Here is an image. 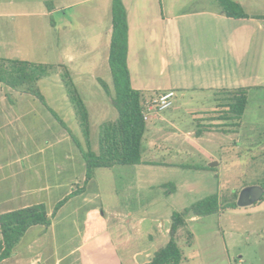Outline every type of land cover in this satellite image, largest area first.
Listing matches in <instances>:
<instances>
[{"label":"crops","instance_id":"1","mask_svg":"<svg viewBox=\"0 0 264 264\" xmlns=\"http://www.w3.org/2000/svg\"><path fill=\"white\" fill-rule=\"evenodd\" d=\"M121 1L126 11L128 27L126 60L130 85L142 94L143 100L166 91H172L175 95L178 93L180 97L189 95L192 99L209 94L223 96L232 90L244 88L248 106L253 95L264 93V0H233L241 5L246 17L227 16L219 8L218 0ZM108 5L111 8V1L104 7ZM68 6L59 4L38 13L48 17L56 12L61 13V10ZM97 12L98 8L93 10L90 8L83 18L80 17L82 25L75 26L73 30L68 25L70 20L67 21L63 17L59 18L57 25L63 48V59L61 58L63 63L59 62L58 65L64 66L65 70H67L65 65H75L77 76L95 83L94 86L99 85L100 77L97 73L92 74L90 69L92 72H98L100 65L91 60V55L97 48L90 40L100 38V35L108 37L107 55L101 67L106 63L105 69L107 67L110 73L107 57L111 23L92 24L94 19L95 22L97 20ZM74 18L79 19L77 16ZM84 22H90V25L86 26ZM50 24L55 28V23ZM78 56L86 59H82L83 62L80 64H74ZM86 69L89 72L81 73V70ZM67 71L71 74L73 72L71 67ZM9 97L13 99L14 104L9 103ZM98 97L102 108L97 105L96 107L100 108V112H105L109 103L111 104V98L108 95ZM67 99L72 109H75L68 97ZM111 107L113 108L112 104ZM72 109L69 108L66 113L68 118L71 117L75 122L76 129L81 135L79 120ZM193 111L190 113L193 122H196L197 130L191 128L186 132H174L180 134L179 138L184 139L191 150L195 147L205 150L203 147L205 144L226 146V138L213 143L209 140V136L214 133L225 137V133L235 135L238 138L233 139L234 144L244 145L253 142L247 136L255 129L257 120L247 121L249 124L247 127H251V130L245 133L247 127H244L242 120L237 126L232 127L233 130H229L225 127L232 126V123L212 120L214 119L212 111L204 112L207 115L205 118L197 109ZM30 112L29 119H25L27 115L25 113ZM35 113L47 126L49 144L53 145V148L50 146L52 148L50 155L47 159L44 158L45 160L41 158L33 160L35 156L33 154H40L42 149L40 147L31 149L26 145L34 136L32 129L35 126L32 117ZM154 115L158 121L163 120L159 114ZM52 117L33 96L19 93L0 83V213L37 203L45 204L50 213L57 201L76 187H81L85 176V162L67 132L66 125L64 124L66 129H63ZM201 117L209 124H204V120L197 121ZM201 126L204 128L200 129ZM159 132V127L146 125L141 143V147L144 143L147 148L145 156H142L141 149V160L144 163L161 164L152 159L157 155L158 144L155 136ZM21 133L24 144L12 143V137L16 134L21 136ZM257 143L259 149L264 150V139ZM93 150H96V146ZM31 151L33 153L30 156ZM164 165L172 166L167 163ZM51 175L61 176V180L55 178L50 184L46 180H49ZM28 183L31 186H28ZM95 184V178L90 179L85 191L71 198L58 210L49 227L44 228L40 225L30 227L14 248L12 256L0 264H122L117 255L112 257L100 253L99 250L105 247L113 249L105 230L91 232L87 239L89 235L87 226L95 220V215L99 211L101 216L105 217L108 214L101 210L98 188ZM59 189L61 191L57 195ZM51 196L57 198L56 202L51 201L55 200L51 199ZM58 220H62L60 231L63 232L59 235L55 233V224ZM63 245L67 248L62 251Z\"/></svg>","mask_w":264,"mask_h":264},{"label":"rangeland","instance_id":"2","mask_svg":"<svg viewBox=\"0 0 264 264\" xmlns=\"http://www.w3.org/2000/svg\"><path fill=\"white\" fill-rule=\"evenodd\" d=\"M0 1V16H2L0 17V57L54 66V70L49 71L37 82V88L45 105H42L38 99L37 101L47 109L49 114L56 115L55 117L53 114L52 118L59 126L66 129V125L69 135L80 142L83 148L85 140L80 122L81 135L76 129L75 122L71 120V117L68 118L66 113V110L72 109V106L68 103L67 89L60 81L64 69L58 64L61 58L63 59V48L59 40L60 33L57 25L59 18L63 17L67 21L70 20L68 25L72 30L77 25L80 27L82 25L80 20L90 8L92 10L98 8L97 20L95 22L94 19L92 24L100 25L103 22L110 24V7L109 5L104 6L111 0ZM59 4L69 6L62 9L61 13L56 12L48 17L38 13ZM219 8L223 10L221 5ZM75 16L79 19L76 20ZM50 22L55 23V28ZM84 23L86 26L90 25V22ZM103 31H105L104 28ZM90 42L97 48L91 55V60L100 65L98 72H92L91 69L90 71L92 74L97 73L100 79L108 85L110 96H112L111 76L107 67L105 69L106 63L104 67H101L107 55L108 37L100 35V38L91 39ZM82 59L86 58L76 57L74 64L82 63ZM65 67L67 70L71 67L73 70L72 74L67 71L73 84L71 90L73 96L82 102L88 114L89 139L93 149L96 146L99 125L116 118V110L114 109L113 115V108L109 103L105 112H100L102 104L97 98L107 95L103 88L100 85L94 86L95 83L89 80L80 79L77 76L75 65H65ZM87 70H81V73L89 72ZM221 97L209 94L191 99L189 95L180 97L176 93L172 106L157 113L160 118H163L162 121L155 118V113L149 115V118L151 115L154 116L146 122L147 127L155 125L160 128L159 134L155 136L158 144L157 155L152 159L161 165L144 163L139 166L95 170L93 178H95V187L98 188L100 197L98 201L101 203V210L108 214L104 217L99 211L95 215V220L87 226L89 234L87 239L91 232L106 231L105 234L111 240L113 249L111 247L102 248L99 250L101 254H108L112 257L117 255L122 264H137L134 259L136 254L151 246H154L157 251L166 244L169 239L170 216L173 212H183L211 194H218L224 202L230 201L233 193L240 191L244 186L255 184L263 186L264 150L259 149L257 142L264 139V93L252 96L244 111V116L241 117L245 128L249 125L247 121H258L255 129L251 130V127H247L245 130V133L251 130L247 136L253 141L250 144H234L233 139L238 138L235 135L225 133V137L214 133L209 136L212 143L226 138L224 140L227 145L205 144L203 145L205 150H199L197 147L191 150L184 139L179 138L180 134L174 133L175 131L186 132L191 128L196 131V122H193L190 112L197 109L199 113H203L205 118L207 115L204 112L214 110L217 99ZM8 99L10 104H14L11 97ZM25 114H27L25 119H29L31 112ZM35 116L32 117L33 126H35L32 129L34 136L31 141L26 142V145L31 149L39 147L42 149L40 154H33L35 155L33 160L37 158L45 160L50 155L53 145L49 144L50 135L46 134L47 126L39 116ZM76 117L77 120L80 119L79 115ZM56 118L64 123L61 121L62 124H60L61 122ZM203 120L204 124H209L202 117L197 119L200 122ZM232 127L226 126L225 128L233 130ZM201 128L204 127L201 126ZM22 134L13 136L12 143L24 144ZM141 149L142 156H145L147 148L144 143ZM32 153L31 151L30 156ZM165 163L172 166H164ZM210 164L213 165L209 166ZM199 167L207 168L200 169ZM55 178L58 181L61 180V176L51 175L46 181L51 184ZM34 183L36 184L35 181ZM28 186L31 185L28 183ZM60 191V189L57 191V195ZM263 197L261 201L246 207L226 208L219 211L220 213L205 216H186V226L178 229L175 236V241L183 255L179 264H264ZM51 199H55L51 201L56 202L57 198L51 196ZM61 221L58 220L55 224V233L58 235L63 233L60 231ZM188 234H190V243H187ZM68 239L71 240V237ZM66 248L67 246L63 245L61 250Z\"/></svg>","mask_w":264,"mask_h":264},{"label":"trees","instance_id":"3","mask_svg":"<svg viewBox=\"0 0 264 264\" xmlns=\"http://www.w3.org/2000/svg\"><path fill=\"white\" fill-rule=\"evenodd\" d=\"M218 2L227 16H247L243 12L241 5L233 0H218ZM110 17L111 33L107 63L111 76L113 95L110 96L109 88L105 82L98 79V83L111 98V104L116 110L117 117L114 121L104 122L99 127L96 150H93L89 139L88 114L82 102L73 96L71 90L73 84L67 70H65L64 66H61L64 69L61 81L67 89L68 98L75 108L76 115H79L82 135L85 140L84 147L82 148L81 144L70 135L85 162L84 180L81 187H76L57 201L50 213L43 203L0 213V262L12 256L14 248L30 227L36 225L43 226L44 228L49 227L58 210L71 198L85 191V186L94 177L96 169H111L113 167L144 164L141 160V143L146 129V122L143 120V98L142 94L130 85L126 60L128 27L126 11L121 0H111ZM51 70H54L53 65L35 64L19 59L0 58V83L19 93L29 94L38 99L42 105H45L42 95L37 88V82ZM247 102V93L244 88L227 92V94L217 99L215 108L211 112L214 117L212 120L231 122L233 127L237 126L240 123ZM54 116L56 117L55 114ZM56 119L60 121L58 118ZM145 164L157 165L153 163ZM199 168L205 169L207 167ZM262 183L263 186H261L264 189V181ZM255 185L260 186V184ZM238 193L239 191L233 193L232 199L224 202L221 201L218 194H211L191 205L183 212H173L170 216L168 241L155 252L154 258L146 264H179L183 255L175 241V236L178 229L186 226V216H205L220 213L226 208H234L237 206ZM224 203L225 205H223ZM187 243H190V234L187 235Z\"/></svg>","mask_w":264,"mask_h":264},{"label":"water","instance_id":"4","mask_svg":"<svg viewBox=\"0 0 264 264\" xmlns=\"http://www.w3.org/2000/svg\"><path fill=\"white\" fill-rule=\"evenodd\" d=\"M210 164L209 166H212ZM263 188L259 185L244 186L240 189L236 200L238 207L250 206L258 202L263 196ZM156 248L151 246L149 249L135 255L134 259L137 264L149 263L155 256Z\"/></svg>","mask_w":264,"mask_h":264},{"label":"built area","instance_id":"5","mask_svg":"<svg viewBox=\"0 0 264 264\" xmlns=\"http://www.w3.org/2000/svg\"><path fill=\"white\" fill-rule=\"evenodd\" d=\"M174 95V92L166 91L156 94L148 100H143V120L146 122L150 114L169 109L172 106Z\"/></svg>","mask_w":264,"mask_h":264}]
</instances>
